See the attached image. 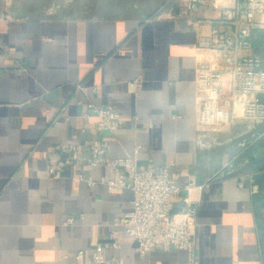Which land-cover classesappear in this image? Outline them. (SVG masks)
Returning a JSON list of instances; mask_svg holds the SVG:
<instances>
[{
	"label": "crops",
	"instance_id": "obj_1",
	"mask_svg": "<svg viewBox=\"0 0 264 264\" xmlns=\"http://www.w3.org/2000/svg\"><path fill=\"white\" fill-rule=\"evenodd\" d=\"M103 2L110 9L90 16H0V264H80L114 234L119 246L105 256L123 264H264V137L252 144L264 128L232 124L215 143L196 129L198 38L217 12L181 16L171 0ZM107 105L126 121L114 134L98 130L94 110ZM235 138L245 144L238 152ZM93 140L108 144L111 159L173 164L179 184L192 183L184 191L199 204L194 263L185 250L138 253L116 224L133 191L103 183L106 165H88ZM71 146L79 169L50 175ZM234 152L236 175L219 174Z\"/></svg>",
	"mask_w": 264,
	"mask_h": 264
},
{
	"label": "built area",
	"instance_id": "obj_2",
	"mask_svg": "<svg viewBox=\"0 0 264 264\" xmlns=\"http://www.w3.org/2000/svg\"><path fill=\"white\" fill-rule=\"evenodd\" d=\"M178 3L181 16L212 10L217 12L214 25L209 32L198 38V50L202 53L196 69V129L200 140L215 143L221 133L232 124L243 123L248 128L264 125V58L254 53V38L257 30L264 31V0H171ZM131 85L137 90L142 87V78L137 77ZM99 117L98 130L114 134L126 125L122 115L111 105L95 109ZM135 125L139 116H133ZM137 126V125H136ZM151 125L148 126L150 128ZM264 137V132L252 140ZM242 146H245L243 143ZM141 146H138V150ZM58 165H51L52 176H62L67 166L79 169L80 150L76 147L62 148ZM236 160L227 159L218 173L236 175ZM90 166L106 165L110 177L102 182L115 190L130 188L133 191L132 209L116 223L125 228L136 243L141 256L153 249L185 250L194 263L197 251L198 201L184 197L178 213L172 210L179 203L185 188L178 179L182 172L173 171V164L157 165L153 162L140 165L134 158L111 159L108 144L93 140L90 143ZM79 179H85L76 172ZM253 192L258 185L251 177ZM90 186L96 182L88 180ZM239 186H244L241 177ZM70 217L66 223H73ZM118 247L116 234L112 241L99 244L80 264H123L120 259H107L105 248ZM84 258V252H78Z\"/></svg>",
	"mask_w": 264,
	"mask_h": 264
},
{
	"label": "rangeland",
	"instance_id": "obj_3",
	"mask_svg": "<svg viewBox=\"0 0 264 264\" xmlns=\"http://www.w3.org/2000/svg\"><path fill=\"white\" fill-rule=\"evenodd\" d=\"M119 1L120 0H106L107 3L111 4H117ZM103 4H105L103 0H96V2H91L90 0H0V16L9 15L14 17L15 15H28L39 17L47 16L50 12H68L73 16H90L93 12L107 11L110 9L100 7ZM258 48L262 49L263 46H258ZM254 53L260 55V53L255 51V47ZM255 128L258 129L254 130ZM262 128H264V125H255L252 127V133L260 130L263 131L264 129L262 130ZM233 144H236V152H238L243 147L241 143L238 145L239 142L237 138H235ZM236 152L228 156L226 160L234 157L235 154H237Z\"/></svg>",
	"mask_w": 264,
	"mask_h": 264
},
{
	"label": "trees",
	"instance_id": "obj_4",
	"mask_svg": "<svg viewBox=\"0 0 264 264\" xmlns=\"http://www.w3.org/2000/svg\"><path fill=\"white\" fill-rule=\"evenodd\" d=\"M254 47L255 51L257 53H260L262 57L264 58V31L263 30H257L256 31V38L254 39ZM258 46H263V48H258Z\"/></svg>",
	"mask_w": 264,
	"mask_h": 264
},
{
	"label": "water",
	"instance_id": "obj_5",
	"mask_svg": "<svg viewBox=\"0 0 264 264\" xmlns=\"http://www.w3.org/2000/svg\"><path fill=\"white\" fill-rule=\"evenodd\" d=\"M145 165H148V163L145 162ZM186 195H187V192L184 191V192H183V196L186 197ZM182 205H183V202H179V203L177 204V206L172 210V214H176V213H178V212L180 211Z\"/></svg>",
	"mask_w": 264,
	"mask_h": 264
}]
</instances>
